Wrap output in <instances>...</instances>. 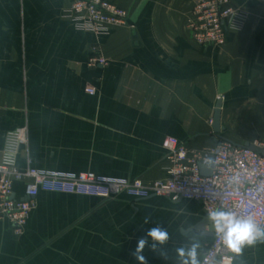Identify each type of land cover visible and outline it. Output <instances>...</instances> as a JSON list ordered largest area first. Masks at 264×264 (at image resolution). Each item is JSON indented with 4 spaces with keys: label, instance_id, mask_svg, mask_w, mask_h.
Masks as SVG:
<instances>
[{
    "label": "crops",
    "instance_id": "crops-1",
    "mask_svg": "<svg viewBox=\"0 0 264 264\" xmlns=\"http://www.w3.org/2000/svg\"><path fill=\"white\" fill-rule=\"evenodd\" d=\"M71 1L0 0V152L9 133L27 129L21 170L30 163L152 183L167 177L166 138L195 153L218 138L264 140V0H230L248 20L222 49L191 37L199 0H108L130 16L107 35L65 20ZM94 55L107 65L90 67ZM14 191L24 198L22 183ZM156 224L170 233L168 259L146 247L148 264H175L174 249L190 235L201 239L199 259L212 243L200 202L41 192L21 235L0 222V264H137L131 253ZM233 264H264V243L245 246Z\"/></svg>",
    "mask_w": 264,
    "mask_h": 264
},
{
    "label": "built area",
    "instance_id": "built-area-1",
    "mask_svg": "<svg viewBox=\"0 0 264 264\" xmlns=\"http://www.w3.org/2000/svg\"><path fill=\"white\" fill-rule=\"evenodd\" d=\"M129 12L108 0H72L63 12V18L83 32L107 35L127 26ZM248 14L234 6L230 0H199L191 14L189 31L192 39L204 49H222L229 33L241 32ZM107 60L101 55L89 59L92 68L105 67ZM95 94V90H90ZM28 145V130L20 129L6 136L0 152V222L7 221L16 236L25 230L31 211L41 192L114 199L127 195L138 200L164 197L172 202L196 201L208 208L223 207L238 215H252L264 226V156L247 146H237L218 138L208 152L195 153L176 138H166V179L146 183L96 175L91 172H61L34 168L29 165L21 170L18 157ZM264 150V141L252 144ZM211 155L217 164L210 169V176H203L200 167L206 156ZM239 173L241 187L234 192L228 180ZM16 183L24 185V198L15 197ZM235 256L224 249L215 233L212 243L202 255L201 264H219L222 257Z\"/></svg>",
    "mask_w": 264,
    "mask_h": 264
},
{
    "label": "clouds",
    "instance_id": "clouds-1",
    "mask_svg": "<svg viewBox=\"0 0 264 264\" xmlns=\"http://www.w3.org/2000/svg\"><path fill=\"white\" fill-rule=\"evenodd\" d=\"M216 164L217 161L211 155L206 156L202 161L203 167L208 169L214 168ZM228 185L234 192L240 190L241 177L239 173L229 178ZM206 219L210 222L223 248L234 256H239L245 246L264 243V226L259 225L252 215H238L223 207H214L206 209ZM151 220V217L146 216L144 223L149 224ZM170 239L168 229L156 224L147 229L145 236L138 239L131 255L137 264H148L143 252L146 247H149L151 251L158 252L162 258L168 259V252L164 250V246ZM188 239L190 243H182L174 249L175 264H201L199 256L202 243L199 235H190ZM232 259V256L222 257L219 264H232Z\"/></svg>",
    "mask_w": 264,
    "mask_h": 264
},
{
    "label": "water",
    "instance_id": "water-1",
    "mask_svg": "<svg viewBox=\"0 0 264 264\" xmlns=\"http://www.w3.org/2000/svg\"><path fill=\"white\" fill-rule=\"evenodd\" d=\"M221 110H222V101L220 100L216 106V111H215V115H214V119H213V130L214 133L219 135L222 131V125H221ZM218 142V140H217ZM247 147H249L251 150H253L254 152L264 156V150L260 149L258 147H255L253 145H246ZM201 169V173L203 176H210L211 170L208 168H205L203 166L200 167ZM210 238H213L214 235V229L211 227L210 229V233L208 234Z\"/></svg>",
    "mask_w": 264,
    "mask_h": 264
},
{
    "label": "rangeland",
    "instance_id": "rangeland-1",
    "mask_svg": "<svg viewBox=\"0 0 264 264\" xmlns=\"http://www.w3.org/2000/svg\"><path fill=\"white\" fill-rule=\"evenodd\" d=\"M258 141H264L263 139H260V140H258Z\"/></svg>",
    "mask_w": 264,
    "mask_h": 264
}]
</instances>
